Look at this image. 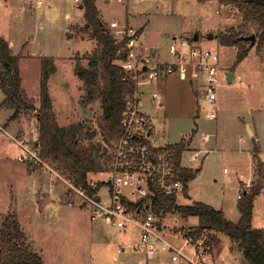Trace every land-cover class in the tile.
<instances>
[{
    "label": "rangeland",
    "instance_id": "obj_1",
    "mask_svg": "<svg viewBox=\"0 0 264 264\" xmlns=\"http://www.w3.org/2000/svg\"><path fill=\"white\" fill-rule=\"evenodd\" d=\"M81 1L45 0L38 6L28 0H0V32L14 39L15 46L11 48L21 57L24 91L37 106L43 72L55 64L58 71L49 79V92L59 123L70 126L86 121L97 128L102 108L99 102L82 104L86 91L77 64L87 67L98 44L90 32H85L86 39H70L67 35L72 25H85ZM96 3L107 24L118 19L121 24L146 32L143 48L156 52L160 60H173L170 47L195 35L199 36L193 41L197 47L218 53L221 85L216 105L203 95L202 73L191 67L186 74L177 72L151 84L148 88L160 91L162 99L148 98L142 107L155 127L156 145L191 141L183 162L189 168L201 169L188 183L187 194L179 197V203L202 201L222 209L228 219L237 222L238 195L245 190V183L252 185L257 181L264 163V51L259 52L254 46L236 64L237 48L222 45L217 37L220 31L241 21L240 11L218 0ZM29 53L52 55L55 59L44 67L43 60L29 59ZM227 72L233 73L231 82ZM2 94L0 88V102ZM212 112H217L215 120L210 119ZM33 115L24 111L18 119H0L3 127L6 122L15 121L13 132L8 133L3 127L5 133L0 131V226L9 214L16 213L28 242L45 264H133V253L118 252L121 247L130 246L135 237L132 231L122 236L103 219L92 220L93 208L83 205L80 197L71 193L67 180L47 161L20 160L25 152L13 137L23 136L32 148L36 147L39 133ZM248 125L258 139L252 138ZM194 151L200 152L199 158L193 157ZM100 177L106 176L92 175L94 180ZM108 190L107 185L101 188L106 200ZM163 217L168 225L165 235L178 244L183 243V238H177V232L186 233L200 223L197 217L184 218L180 214ZM253 217V226L264 228V186L255 199ZM211 247L215 255L229 264H248L235 243L222 233H217ZM155 260L158 264H172L167 254Z\"/></svg>",
    "mask_w": 264,
    "mask_h": 264
},
{
    "label": "trees",
    "instance_id": "obj_2",
    "mask_svg": "<svg viewBox=\"0 0 264 264\" xmlns=\"http://www.w3.org/2000/svg\"><path fill=\"white\" fill-rule=\"evenodd\" d=\"M221 4L240 11L241 21L222 30L218 39L222 45L237 48L236 64L244 60L252 47L264 51V0H218ZM79 7L84 11L85 25L81 28L72 25L68 38H81L90 32L98 48L89 57L88 66L77 64L79 77L85 84V95L81 99L87 106L99 102L102 114L97 128L82 121L65 126L59 123L49 92V79L57 71L55 64L45 69L40 82V105L37 106L25 93L22 85L20 56L14 54L7 41L0 35V88L5 98L0 108H11L12 119L22 112L30 111L38 123V141L36 147L40 158L47 161L66 180L77 187H83L89 194L96 193L105 183L97 187L90 185L92 175L109 169L115 144L122 133L121 119L127 104V95L132 96L135 84L121 67L119 61L120 44L115 41L110 25L107 24L98 8L96 0H82ZM236 16L235 14L233 15ZM255 35L256 44L251 46L247 38ZM199 37V36H198ZM195 36L190 39L192 42ZM53 58L45 57L43 66L48 67ZM191 142V141H190ZM190 142L181 141L169 145L174 152L176 163L180 164ZM201 168H182V179L188 189V183L195 179ZM259 177L239 198L240 218L237 222L228 219L222 209L202 202L180 204L177 196L155 193L143 202L151 201L150 209L158 215L180 214L184 218L197 217L198 226L191 228L197 233L207 229L211 234L208 243L212 245L217 233L228 236L241 252L248 264H264V228L253 226L255 199L264 186V163ZM189 230V231H190ZM0 264H45L40 253L34 251L28 242L26 233L12 212L0 226Z\"/></svg>",
    "mask_w": 264,
    "mask_h": 264
},
{
    "label": "built area",
    "instance_id": "obj_3",
    "mask_svg": "<svg viewBox=\"0 0 264 264\" xmlns=\"http://www.w3.org/2000/svg\"><path fill=\"white\" fill-rule=\"evenodd\" d=\"M28 1L38 6L45 3V0ZM109 25L115 41L120 44L119 54L123 52L119 63L134 82L135 91L132 96H126L127 104L121 119L122 133L115 144L112 163L109 169L99 173L106 177L91 178L89 181L93 187L104 182L109 188L108 200L102 197L101 189L89 194L83 187H77L67 180L71 193H76L83 205L93 208L92 220L103 219L122 236L132 231L135 237L130 246L121 247L118 252L130 251L140 256L134 264H158L155 258L163 254L170 257L172 264H229L213 252L208 243L210 230L204 229L199 233L193 230L186 233L179 231L176 235L183 238V243L178 244L165 235L168 225L163 216L150 209L151 201L139 205L144 198L156 192L178 198L187 194L182 179V168L188 167L183 162L184 155L178 164L169 145L154 143L155 127L142 104L148 98L159 101L162 94L148 87L177 72L186 74L189 68H197L204 79L203 95L210 104L216 105L221 85L218 53L201 49L190 39L182 38L170 47L174 59L160 60L156 52L149 53L142 49L144 38L139 30L121 24L119 20H113ZM216 118L217 112H212L210 119ZM13 139L25 152L19 157L21 161H42L37 147L32 148L25 137ZM193 157L199 158L200 152L194 151ZM250 187L251 184H244L245 190ZM242 196L243 193L238 195L239 198Z\"/></svg>",
    "mask_w": 264,
    "mask_h": 264
},
{
    "label": "crops",
    "instance_id": "obj_4",
    "mask_svg": "<svg viewBox=\"0 0 264 264\" xmlns=\"http://www.w3.org/2000/svg\"><path fill=\"white\" fill-rule=\"evenodd\" d=\"M3 2H4V0H3ZM6 2V1H5ZM4 2V3H5ZM103 18V17H102ZM106 23L108 22V21H106L105 19H103ZM115 20H118V19H115ZM113 21V20H112ZM78 24H80V23H78ZM140 32H141V34H142V37L144 38V41L145 40H147V33L146 32H144L142 29H140L139 30ZM0 34L7 40V41H9V43H10V46H12V48L15 46V42H14V39L13 40H11V38H10V36L9 35H4L2 32H0ZM12 36V35H11ZM13 37V36H12ZM31 39L33 40L34 39V37H31ZM81 39H86L84 36L83 37H81ZM144 51H146L144 48H142ZM18 55V54H17ZM27 57L29 58V59H38V61L40 62V60H43L45 57H47V56H42V55H36V54H28L27 55ZM50 58H53V59H55V57L54 56H49ZM22 58H25V57H22ZM162 60V59H161ZM165 61H168V60H165ZM57 71H58V68H57ZM56 71V72H57ZM55 72V73H56ZM176 74V73H175ZM170 77V76H169ZM169 77H167V79H169ZM227 77H228V75H227ZM164 79V78H163ZM166 79V80H167ZM2 91V90H1ZM3 93V92H2ZM2 95H3V97H2ZM1 95V101L5 98V95H4V93ZM6 114V115H5ZM12 114H13V110L11 109V108H6V107H4V108H2V109H0V119H3L2 121H6L4 118H6L7 116V118H9L10 120H15V119H18V117L17 118H14V119H12L11 118V116H12ZM10 115V116H9ZM4 117V118H3ZM3 123V122H2ZM7 124L5 125V127H3L2 125H0V127L2 128L3 127V129L5 130V131H7L8 133L10 132V131H14V123H15V121H9V122H6ZM1 128H0V131H2L1 130ZM249 128H251L252 129V127L250 126V125H248V130H249ZM2 132H4V131H2ZM252 132H253V135H252V138L253 139H255V137L258 139V136H256V132H255V130L254 129H252ZM5 133V132H4ZM8 133H6V134H8ZM9 135V134H8ZM256 140V139H255ZM254 216V215H253ZM254 218V217H253ZM140 256H137L136 254L133 256V260H132V263L134 264V262L139 258ZM114 259L116 260V261H118V257L117 256H114ZM134 261V262H133Z\"/></svg>",
    "mask_w": 264,
    "mask_h": 264
},
{
    "label": "water",
    "instance_id": "obj_5",
    "mask_svg": "<svg viewBox=\"0 0 264 264\" xmlns=\"http://www.w3.org/2000/svg\"><path fill=\"white\" fill-rule=\"evenodd\" d=\"M256 2H260V1H263V0H254ZM214 35L211 34V37H213ZM195 40H198L199 37L198 35H195ZM248 40L251 41V46H254L256 44V36L255 35H252L250 37L247 38ZM227 75H228V81L231 82L233 80V73L232 72H227Z\"/></svg>",
    "mask_w": 264,
    "mask_h": 264
}]
</instances>
